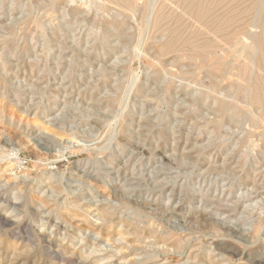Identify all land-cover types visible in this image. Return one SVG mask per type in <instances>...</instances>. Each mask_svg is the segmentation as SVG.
Returning a JSON list of instances; mask_svg holds the SVG:
<instances>
[{"label": "rangeland", "instance_id": "rangeland-1", "mask_svg": "<svg viewBox=\"0 0 264 264\" xmlns=\"http://www.w3.org/2000/svg\"><path fill=\"white\" fill-rule=\"evenodd\" d=\"M189 1L0 0V264H264V0Z\"/></svg>", "mask_w": 264, "mask_h": 264}, {"label": "bare ground", "instance_id": "bare-ground-1", "mask_svg": "<svg viewBox=\"0 0 264 264\" xmlns=\"http://www.w3.org/2000/svg\"><path fill=\"white\" fill-rule=\"evenodd\" d=\"M114 1V3H115V5L117 6H119V7H121V8H123V10L126 12V10H129V12H131V10L135 7V5H134V0H113ZM182 1V0H181ZM185 1H187V0H185ZM191 1V0H190ZM189 1V3H190V5L193 7V8H190L191 9V11H193V9H194V16L196 15L197 16V18L200 20V19H202L201 21H203L204 19V17L207 15V13H208V11H209V4L208 3H205V4H203V5H199V4H196L197 3V1H196V3H195V0H194V2L192 1V2H190ZM200 1V0H199ZM213 1H216L217 2V0H212V2ZM219 1V0H218ZM259 1H261V0H259ZM167 2V1H166ZM221 2V1H220ZM223 2V1H222ZM240 2V1H239ZM262 2V1H261ZM104 3V2H103ZM184 4H186L185 2H183ZM210 3V2H209ZM235 3V2H234ZM149 4V3H148ZM162 4V3H161ZM165 4V3H164ZM164 4H162L163 5V7L162 8H164L165 6H164ZM181 4H182V2L180 3V7H181ZM183 4V5H184ZM211 4V3H210ZM260 4V3H259ZM259 4H258V8H259ZM82 5V4H81ZM166 5H167V3H166ZM199 5V6H198ZM237 5V4H236ZM235 5V6H236ZM112 6V5H111ZM117 6V7H118ZM187 6V5H186ZM185 6V7H186ZM116 7V8H117ZM118 7V9H121V8H119ZM161 8V7H160ZM183 8H184V6H183ZM187 8V7H186ZM136 9V8H135ZM158 9V8H157ZM168 9V8H167ZM173 9V8H172ZM178 9V8H177ZM190 9L189 10H187V11H190ZM260 9H261V6H260ZM122 10V9H121ZM123 10H122V12H123ZM165 10H166V8H165ZM186 10V9H185ZM213 10V9H212ZM219 10H221V9H219ZM229 10V9H228ZM263 10H264V8H263ZM120 11V10H119ZM164 10H162V12H163ZM128 12V11H127ZM165 12V11H164ZM168 12H169V10H168ZM185 12V11H184ZM210 12H212L211 10H210ZM255 12V11H254ZM258 12V11H257ZM109 13V12H108ZM161 13V12H160ZM190 13V12H189ZM189 13H188V15H189ZM216 13V12H215ZM156 14V13H155ZM165 14H167V12L165 13ZM157 16H158V14H156ZM156 15H154V17L156 16ZM161 15L162 16H159V18H158V21L160 20V19H162V17H163V15H164V13L162 14L161 13ZM170 15V14H169ZM169 15H167V16H169ZM187 15V14H186ZM191 15H193L192 13H191ZM215 15V14H214ZM262 15H264V14H262ZM212 15L210 14V17H211ZM235 16V15H234ZM258 16V15H257ZM164 17H165V15H164ZM181 17V16H180ZM179 17V18H180ZM189 17V16H188ZM210 17L208 18V19H210ZM233 17V16H232ZM183 18H184V16H183ZM194 18V17H193ZM212 18V17H211ZM217 18V17H216ZM224 18V17H223ZM262 18H263V16H262ZM170 19H171V17H170ZM169 19V20H170ZM174 19V18H173ZM181 20H182V18H180ZM207 19V20H208ZM230 19V18H229ZM235 19V18H234ZM157 20V19H156ZM168 19H166V21H167ZM187 20V19H186ZM185 20V21H186ZM207 20H205V21H207ZM233 20V19H232ZM264 20V19H263ZM41 21V20H40ZM154 21V20H153ZM157 21V22H158ZM162 21H163V19H162ZM188 21V20H187ZM204 21V22H205ZM209 21V20H208ZM213 21V20H212ZM211 21V22H212ZM217 21H220V20H217ZM217 21H216V23H217ZM222 21V20H221ZM228 21V20H227ZM250 21H251V19H250ZM156 22V21H155ZM164 22V21H163ZM163 22H161L160 21V23L161 24H163ZM171 22V21H170ZM196 22V21H195ZM210 22V23H211ZM215 22V21H214ZM260 22V21H259ZM264 22V21H263ZM32 23V22H31ZM167 23H169V22H167ZM166 23V24H167ZM206 23V22H205ZM209 23V24H210ZM223 23V22H222ZM159 24V23H158ZM157 24V25H158ZM193 24V23H192ZM191 24V25H192ZM219 24V23H218ZM224 24H226V22L224 23ZM228 24H229V22H228ZM233 24H234V21H233ZM264 24V23H263ZM173 25H174V23H173ZM208 25V24H207ZM213 25V24H212ZM217 25V24H216ZM227 25V24H226ZM231 25V24H230ZM153 26V25H152ZM155 26V25H154ZM203 25H201V27H202ZM214 26V25H213ZM229 26V25H228ZM241 26V25H240ZM258 26H259V24H258ZM160 27V26H159ZM158 27V28H159ZM192 27V26H191ZM227 27V26H226ZM157 28V29H158ZM170 28V27H169ZM180 28V27H179ZM203 28H204V26H203ZM207 28V27H206ZM208 28H210L209 26H208ZM215 28V27H214ZM229 28V27H228ZM171 29V28H170ZM198 28L196 27V30H197ZM223 29V28H222ZM256 29V28H255ZM168 30V29H167ZM195 30V31H196ZM198 30H202L201 28L200 29H198ZM206 30V29H205ZM182 31V30H181ZM193 31V30H192ZM195 31H194V33H195ZM214 31V30H213ZM221 31V30H220ZM225 31V30H224ZM248 31H250V30H248ZM174 32V31H173ZM200 32H205V31H200ZM207 32H208V30H207ZM253 32V31H252ZM169 33V32H168ZM198 33H199V31L196 33L197 35H198ZM208 33H210L211 34V32H208ZM232 33V32H231ZM262 33H264V32H262ZM166 34H167V32H166ZM178 34V33H177ZM180 34V33H179ZM229 34V33H228ZM170 35V34H169ZM181 35V34H180ZM184 35V34H183ZM254 35V34H253ZM177 36V35H176ZM188 36V35H187ZM200 36V35H199ZM228 36V35H227ZM251 36H252V34H251ZM257 36H259V35H257ZM211 37V36H210ZM215 37V36H214ZM226 37V36H225ZM174 38V37H173ZM198 38V37H197ZM213 38V37H212ZM211 38V39H212ZM234 38V37H233ZM253 38H255V40L253 39V41H256V37L255 36H253ZM239 39H240V37H239ZM251 39V38H250ZM249 39V40H250ZM167 40H169V39H167ZM189 40V39H188ZM231 40V39H230ZM219 41H220V39H219ZM171 42V41H170ZM218 42V41H217ZM257 46L253 43V45L254 46H252V47H244V41L242 42V44H243V46H242V44H241V47H238V48H240L239 50L240 51H238V49L236 50V51H234V52H238L237 53V57L238 58H241L242 59V57H245L246 56V58H249V62L250 61H254V60H251V58L254 56H256V57H258V71H257V74H258V72H260L261 74H263L264 75V34H263V36H259V38H257ZM255 42V43H256ZM169 43V42H168ZM237 43V42H236ZM251 43V42H250ZM170 44V43H169ZM173 44V43H172ZM172 44H171V46H172ZM204 45V44H203ZM208 45V44H207ZM217 45V44H216ZM219 45V44H218ZM231 45V44H230ZM248 46H249V44H247ZM165 46H166V44H165ZM233 46H235V44L233 45ZM245 46H246V44H245ZM169 47V46H168ZM197 47H199V45L197 46ZM204 47H207L206 45L204 46ZM165 48V47H164ZM170 48V47H169ZM168 48V49H169ZM174 48V47H173ZM172 48V49H173ZM232 49V48H231ZM174 50V49H173ZM172 50V51H173ZM194 50V49H193ZM206 50H208V48L206 49ZM212 50V49H211ZM235 50V49H234ZM167 51H169V50H167ZM197 52H199V51H197ZM207 52V51H206ZM231 52H232V50H231ZM168 53H170V52H168ZM216 53V52H215ZM230 53V52H229ZM228 53V54H229ZM165 54V53H164ZM175 54V53H174ZM199 54V53H198ZM205 54V53H204ZM208 54V53H207ZM203 55V54H202ZM211 55V54H210ZM222 55V54H221ZM231 55V54H230ZM258 55V56H257ZM201 56V55H200ZM186 57H189V56H186ZM194 57V56H193ZM192 57V58H193ZM232 57H234V55L232 56ZM254 59V58H253ZM236 61H237V59H236ZM256 61V60H255ZM257 62H252V63H257ZM240 63V62H239ZM241 63H243V62H241ZM246 63H247V59H246ZM154 64V63H153ZM227 64V63H226ZM230 64V63H229ZM248 66H251V63H250V65H248V64H245L244 65V69H245V71L248 69ZM253 66H255L256 67V65L254 64ZM224 67H226V65L224 66ZM217 69V68H216ZM253 69V68H252ZM224 69H222L221 71H223ZM236 70V69H235ZM255 70V69H254ZM255 73H256V71H255ZM256 74V75H257ZM253 75V74H252ZM255 74H254V79L255 78H257L258 79V77H255L256 76ZM224 76V75H223ZM259 76H260V74H259ZM245 79V78H244ZM250 79V78H249ZM257 81V80H256ZM264 81V80H263ZM254 82V81H253ZM252 91H253V89H252ZM251 91V92H252ZM253 93V92H252ZM246 94H250V91H249V93H246ZM248 96V95H247ZM245 97H246V95H245ZM249 97V96H248ZM232 99V98H231ZM251 100V99H250ZM252 100L255 102V103H257L258 105H261L262 106V108H263V117L262 118H264V83L260 80V81H257V83H256V85H255V93H254V95H253V98H252ZM251 100V101H252ZM224 102V101H223ZM226 102V101H225ZM224 102V103H225ZM227 102H230V101H227ZM223 103V104H224ZM238 103V102H237ZM233 104V103H232ZM236 104V103H235ZM221 105V104H220ZM222 107V106H221ZM225 107H227V109H228V106H225ZM231 107V106H230ZM223 109H224V106H223ZM226 110V109H225ZM229 110H232V109H229ZM234 111H236V109H234ZM239 117V116H238ZM253 117V116H252ZM253 118H255V117H253ZM257 118V117H256ZM252 119V118H251ZM256 121H257V119H256ZM260 121H262V120H260ZM256 123V122H255ZM260 122H258V124H259Z\"/></svg>", "mask_w": 264, "mask_h": 264}]
</instances>
